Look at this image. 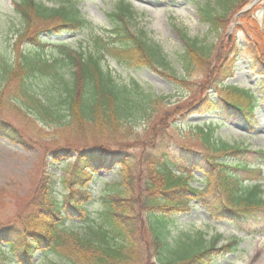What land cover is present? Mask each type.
Returning <instances> with one entry per match:
<instances>
[{
  "label": "trees",
  "instance_id": "1",
  "mask_svg": "<svg viewBox=\"0 0 264 264\" xmlns=\"http://www.w3.org/2000/svg\"><path fill=\"white\" fill-rule=\"evenodd\" d=\"M251 2L207 0L197 7L198 16L211 33L221 35L234 14ZM14 10L20 16L21 28L13 51L0 59V80L4 86L19 82L15 103L28 110L34 123L69 129L77 144L45 147L51 167L64 165L67 160L71 163L60 177L53 179L42 173L31 202L36 207L31 211L34 213L21 220L18 228L0 231L1 264H34L40 254L57 255L69 264H219L237 251L238 242L218 246V239L207 243L203 233L178 232L179 215L198 203L213 218L231 222L246 232L253 229V224L264 223V151L249 152L222 141L216 136L219 123L198 124L193 130L208 166L201 169L205 170L203 189L191 184L197 166L190 165L194 150L183 148L177 159L165 151L149 153L164 141L182 106L166 112L168 97L146 95L136 83L119 86L103 69L107 58L127 68L161 71L164 67L166 57L161 49L148 44L142 32H131L125 21L126 15L132 14L129 4L111 15L120 25L107 36L93 32L92 51L55 43L52 50L57 55L49 56L43 34L51 37L92 32L91 23L75 7L64 4L50 8L35 0H17ZM257 11L245 14V19L258 31L253 38L252 63L261 72L260 88L264 92V31L254 17ZM182 39L179 62L187 76L183 83H188L195 72L202 73L216 61L222 49L206 41ZM22 45H27V50H22ZM33 78L45 82L48 97H42L30 85ZM197 88L203 93L194 106L198 111L220 110L251 125L259 104L251 90L233 85L215 87L213 102L208 93L211 88L203 83ZM163 112L164 118L160 117ZM156 120L166 126L164 134H160ZM139 123L143 133L138 131ZM20 136L22 133L8 122L0 121V137L14 141ZM144 136L150 138L149 143ZM230 157L233 161L227 162ZM115 169L119 181L97 196L91 184L101 171ZM257 234H264V228Z\"/></svg>",
  "mask_w": 264,
  "mask_h": 264
},
{
  "label": "rangeland",
  "instance_id": "2",
  "mask_svg": "<svg viewBox=\"0 0 264 264\" xmlns=\"http://www.w3.org/2000/svg\"><path fill=\"white\" fill-rule=\"evenodd\" d=\"M17 0H0V59L7 57L16 41V34L21 28L20 16L14 10ZM47 7H58L61 4L75 7L80 16L89 21L93 31L68 33L61 36L41 37L48 40L47 55H57L52 49L55 43H67L73 49L93 50L92 34L107 36L120 22L111 15L118 12L122 5L129 4L132 14L126 15L131 32L139 35L141 32L148 44H154L161 49L166 61L160 70L149 67L127 68L111 58L102 63L104 70L111 73L119 86L136 83L140 89L152 97H168L170 105L166 112L176 106H182L177 113L178 117L167 129V136L160 144H155L149 153L154 155L159 151L167 152L171 158L177 159L178 152L184 149L194 150L190 155L194 178L191 180L196 188L203 189L204 152L201 142L193 132L195 126L213 121L219 123L216 136L229 145H235L247 151H264V92L260 88L263 77L252 63L253 38L258 36V31L251 28L245 19V14L258 9L254 17L257 18L261 29L264 31V0H252L241 13H235L227 29L221 35L210 32L207 25L200 22L198 6L204 5L207 0H35ZM260 35V34H259ZM190 40L206 41L207 44L221 46L219 57L211 65L203 69L202 73L195 72L188 83L184 79L183 69L180 65V56L183 54L184 43L182 37ZM263 36L261 37V39ZM51 45V46H50ZM22 50H27V45H22ZM51 49V50H49ZM13 51V49H12ZM52 51V52H51ZM226 55V56H225ZM225 56V59L223 60ZM51 57V56H50ZM223 60V62H222ZM264 63V56L262 57ZM222 62V63H221ZM211 88L208 93L215 101V87L222 89L233 85L242 89L251 90L258 98V107L254 111L251 125L242 120L227 116L217 110L214 113L198 111L194 106L202 96V91L197 88L199 84ZM210 84V86H209ZM42 97L49 96L46 92L45 82L40 78H33L31 84ZM193 89V92H192ZM201 92V94H200ZM49 93V94H48ZM44 94V95H43ZM47 96V97H48ZM51 96V95H50ZM19 97V82L11 81L4 86L0 80V121L8 122L12 127L22 133L20 140L14 141L0 137V231L9 228H18L23 219L36 210L31 205L42 173L52 176L53 179L63 175L71 160L56 166H50L51 157L45 147L57 148L58 146H75V138L71 130L44 127L34 123L28 110L21 109L15 101ZM44 99V98H43ZM192 107V110H189ZM166 112L160 117L164 118ZM172 112V111H171ZM174 114V117L177 116ZM158 120V119H157ZM155 124L164 134L165 125ZM138 131L143 133L142 124ZM144 135V134H143ZM146 142L150 138L144 136ZM77 144V143H76ZM140 153V152H137ZM136 153V154H137ZM72 156L74 153L71 154ZM252 158L250 154L247 156ZM232 157L227 162H232ZM252 161V160H250ZM264 175V174H263ZM120 178L117 169L110 172L101 171L91 184L95 194L101 193L111 183L118 182ZM264 178V177H263ZM264 191V179L261 182ZM210 200L213 202L212 196ZM192 209L178 216V232L183 234L203 233L208 243L218 239V246L226 245L238 240L237 251L221 259L219 264H264V234H257L264 228V223L256 226L249 232L243 231L231 222L218 220L210 215L202 205L194 204ZM7 250V248H5ZM10 255V254H9ZM1 264V263H0ZM2 264H13L3 261ZM34 264H69L57 255H38Z\"/></svg>",
  "mask_w": 264,
  "mask_h": 264
}]
</instances>
